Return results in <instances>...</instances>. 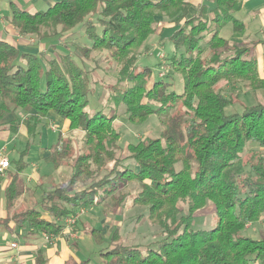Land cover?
<instances>
[{"label":"trees","instance_id":"16d2710c","mask_svg":"<svg viewBox=\"0 0 264 264\" xmlns=\"http://www.w3.org/2000/svg\"><path fill=\"white\" fill-rule=\"evenodd\" d=\"M242 6L243 0H204L199 6L192 0H59L30 12L14 3L11 23L20 34L57 42L69 30H83L91 44L80 46L81 58L105 50L119 66L111 90L116 110L123 107L133 124L156 115L162 130L128 143V154L119 155L118 114L87 110L90 70L70 51L48 59L0 39V127L15 134L24 123L34 135L53 111L69 131L83 132L68 182L45 190L38 207L9 213V221L0 223L26 227L29 235L57 234L80 208L111 199L121 210L132 199L144 209L135 223L145 216L157 239L129 244L118 227L108 239L92 227L102 264H264V239L241 233L264 215V102L254 95L264 92V58L260 67L244 42L245 23L235 16ZM160 18L173 24L167 38L175 49L167 57L169 75L156 79L151 67L138 70L137 63ZM228 25L233 33L225 37ZM171 71L182 74V93L172 90ZM236 103L240 111L228 112ZM179 104L182 109L162 116ZM70 142L59 131L46 159L63 165ZM30 145L6 187L9 212L27 189L21 173ZM130 160L136 169L126 164ZM210 205L215 224L194 229L195 217ZM35 264L47 261L38 255Z\"/></svg>","mask_w":264,"mask_h":264},{"label":"rangeland","instance_id":"374dc122","mask_svg":"<svg viewBox=\"0 0 264 264\" xmlns=\"http://www.w3.org/2000/svg\"><path fill=\"white\" fill-rule=\"evenodd\" d=\"M24 8V7H23ZM29 7L24 8L25 10ZM238 14L236 13V16ZM158 29L157 32L152 35L147 43H149V48L146 51H142L139 61L137 63V69H141L145 66H149L152 68L153 77L158 79L160 78V74L162 73V77H167L170 71V65L168 56L172 54V51L175 49L173 43L167 38V31L169 26L173 25L168 21L160 18L158 20ZM84 29V28H83ZM233 33L231 26H226L222 35L225 37H230ZM36 37V36H34ZM37 38V37H36ZM37 40V39H36ZM40 41V40H39ZM38 42V40H37ZM44 43L50 44L49 41L45 40ZM83 44L90 45L91 42L88 40L84 31L80 29L69 30L65 32L61 36V40H58L55 44L56 47L52 46L51 50L47 53H50L47 58L50 59L52 56H57L59 53L61 54L64 50L70 51L73 56H75V60L77 64L87 70L89 72L90 84L89 88L91 89L90 95V103L88 105L87 110L90 113H95L99 110H103L105 113L110 115H117L118 118L115 122L117 129L121 132V149L119 155L125 156L128 154L126 146L128 143L137 142L138 140L144 139L145 137H157L161 130L162 124L160 123V118L156 115H151L148 120L140 124H133L127 120V116L124 113V108L120 107L116 110L114 101L111 96L112 87H115L118 83L119 79V66L116 61H114L110 54L105 50H97L93 51L90 54V57L81 58V53L78 49ZM67 45V47L65 46ZM160 53L164 54L161 56ZM252 55L257 57L255 50H252ZM258 58V57H257ZM170 80H172V90L177 93H182L184 91V79L181 73L178 72H170ZM169 79V78H168ZM222 85H225L223 83ZM249 91L247 89L241 90L243 93L245 91ZM238 92V90H237ZM249 97L253 96L252 91L248 93ZM254 95H256L262 102H264V92L258 91ZM243 99H247V96H243ZM242 107L239 104L231 105L227 108L228 112L240 111ZM182 109V105H178L175 108L169 109L162 116L165 117L169 113ZM50 126L57 128V130L62 129L63 137L69 139L71 150L69 155H67L64 164L55 167L53 163H46L41 157L48 152V146L50 143L56 141L58 133H54L51 127L48 128L46 125V120L43 118L42 122L38 124L36 127V134L29 135L28 133L22 137V135L18 134V140L16 142V150H13V147L10 148L9 151V159L19 158L20 152L25 148L27 142L30 140V151L26 156V160L28 162L26 168L23 171V176L27 179V177L32 174L34 169V165L39 164L40 170H46L48 172L45 176H43L42 183H50L49 186L43 187L42 193L44 190H48L57 186L65 185L70 179L73 173V163L74 160L78 157V155L83 150L82 137L83 132L80 130L69 131L68 124L66 121H57L53 119L50 123ZM22 142L24 144H22ZM126 164H129L131 167L137 168L135 165V161L130 160ZM44 172V171H43ZM42 172V173H43ZM29 190L32 187V184H38V180H34L33 182H27ZM27 197V196H26ZM21 207H18V211H23L28 208L37 207L40 203L35 198L27 199L24 197L21 198ZM111 199L108 202L103 203L101 206L95 207H83L80 208L84 210V213L77 219L76 223L73 224L72 228H78V230H72L73 236L76 234L79 236V231L81 227L83 229L84 224L81 221H87L88 227L96 225L103 233V236L108 239L114 230V228L118 227L119 232L122 235H126V243H139L146 244L150 241L156 240L153 234L156 233V229L150 227L146 217L135 223L134 219L137 217L139 213L144 212L143 207L134 206L132 199L127 201V205L120 210V208H115L112 204ZM98 207L104 208L107 217L109 218L107 221L104 212H100ZM91 209V210H90ZM90 210V211H88ZM201 215L195 217L193 228L194 229H209L216 222V214L214 212L213 206H208L204 210H202ZM95 219H100L101 221H95ZM65 225V224H64ZM80 225V226H79ZM241 233L246 236H251L256 239H264V215L260 218V220L255 221L249 225H247ZM71 235V234H69ZM88 238L85 239L83 237L81 239V243L83 245L80 253H77V256L81 259L90 258L91 261L89 264H102V256L97 252L98 245L96 244L92 234H89Z\"/></svg>","mask_w":264,"mask_h":264},{"label":"crops","instance_id":"0c3cea01","mask_svg":"<svg viewBox=\"0 0 264 264\" xmlns=\"http://www.w3.org/2000/svg\"><path fill=\"white\" fill-rule=\"evenodd\" d=\"M58 1L59 0H0V39L16 45L23 52L32 54H39L43 52L47 56H50V53L47 52H53L51 47H56V42H50L51 45H49L44 43L45 40L39 41L32 34H20L11 23V12L14 3L22 9L29 7L27 9H29L30 12H35L39 10H46ZM192 1L195 6H199L204 0ZM236 13L238 14L237 16ZM236 13L235 16L243 21L246 26V33L243 37L244 42L249 43L252 50H255L259 66L261 67L264 58V0H243L242 8ZM168 30L166 31L168 32ZM53 119H56L59 122L64 121L62 117L51 111L45 118L48 128L51 127L50 123ZM50 129H52L54 133L62 131V129L57 130L55 126H52ZM27 133V127L24 123L19 125L18 132L15 134H12L7 126L0 127V159L3 157H7L9 159V151H11L10 148L13 147V150H16L18 134L24 137ZM53 143H50L47 148L48 152L41 157L43 159L41 161L52 163L46 158L50 154V146ZM22 144L24 143L22 142ZM17 159L18 158L9 159L10 166L6 168L4 173L0 174V221H9L7 217H9L11 213L20 212L18 211V207H21V198L24 196L27 199H31L33 197L38 200V203H40L43 194V187L50 185V183L47 182L41 184L43 176H45L48 172L44 169L40 170L39 164L34 165L32 174H30L27 179L22 174L23 170L21 175L27 182H33L36 179L39 183L32 184L30 190L27 183L26 191L18 198L16 205L12 211L9 212L5 191L10 181L11 174L16 171ZM53 166L55 165L53 164ZM101 207H98L97 211H99L98 213L101 211L104 212L108 221L109 218L106 215L105 209ZM95 221L101 220L95 219ZM81 222H83L84 227L83 229L79 227V236L76 234L74 236L73 234L69 235L66 232H60L57 234L47 233L48 235H45L44 233L29 235L26 227L14 228L13 222L8 223V225L0 223V264H35V260L38 255H42L46 259L47 264H81L83 261L88 259V262L84 264H89L91 261L90 258L81 259L77 256V253H80L83 247L81 239L83 237L86 239L90 236V232L88 230L92 227H98L96 225L88 227L87 221ZM13 243H16L17 245L13 246Z\"/></svg>","mask_w":264,"mask_h":264},{"label":"built area","instance_id":"2783aa9c","mask_svg":"<svg viewBox=\"0 0 264 264\" xmlns=\"http://www.w3.org/2000/svg\"><path fill=\"white\" fill-rule=\"evenodd\" d=\"M161 56H164V54L160 53ZM161 76L163 75L162 73L160 74ZM10 166V161L7 157H3L0 159V174L4 173V171L6 170L7 167ZM84 213V210H80L79 212H77L76 214L70 215L69 217L64 219L65 222V226L63 231H61V233H68V234H73L71 233L73 228V224L76 223L77 219ZM45 235H48L47 233H44ZM13 246H16V243L12 244Z\"/></svg>","mask_w":264,"mask_h":264}]
</instances>
